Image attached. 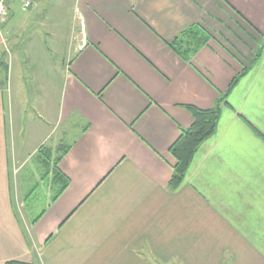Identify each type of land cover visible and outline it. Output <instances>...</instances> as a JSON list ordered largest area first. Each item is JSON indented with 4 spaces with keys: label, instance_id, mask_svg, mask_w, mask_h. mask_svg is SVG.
Masks as SVG:
<instances>
[{
    "label": "crops",
    "instance_id": "1",
    "mask_svg": "<svg viewBox=\"0 0 264 264\" xmlns=\"http://www.w3.org/2000/svg\"><path fill=\"white\" fill-rule=\"evenodd\" d=\"M12 5L0 21V264H264V0H73L58 64L22 34L60 28L48 1L14 25ZM242 71L170 189L186 105L211 108ZM50 128L23 173L22 144ZM39 167L48 199L35 212Z\"/></svg>",
    "mask_w": 264,
    "mask_h": 264
},
{
    "label": "rangeland",
    "instance_id": "2",
    "mask_svg": "<svg viewBox=\"0 0 264 264\" xmlns=\"http://www.w3.org/2000/svg\"><path fill=\"white\" fill-rule=\"evenodd\" d=\"M48 1V4H50V6L47 7V10H49L48 13V18L50 20L55 19L57 21H59V25L60 28L57 29L56 33L51 36L46 34V31L38 26V23H31L29 26H25V31L24 33H22L24 35V38H30L34 35V33L39 34L40 38L42 39L41 43L44 46V51L46 52V54L50 57L51 61L55 64H58V62H60V60L62 58L66 57L67 54V50L71 41V37L69 34V21H67V19L69 20L68 15H70V11H69V6L72 3L73 0H45V2ZM12 7H13V11L11 12L10 17L8 18V22H10V25H14V23H18L19 21H21L22 19H24V16L29 14V15H36L37 10H22L21 9V5L18 2H12ZM44 16L43 14L40 16H37V20L40 18L42 19ZM39 32V33H38ZM26 51L25 53V57L28 58V62L29 64H31V68L33 65V62L35 61L34 56L40 58L41 57V49L39 47H37L35 44L33 45H27L25 47V50H23V52ZM22 66H20L18 64V68H20ZM27 94V98L24 99L23 102V107H25L24 109V113H30L33 114L35 112H30V94L25 92ZM58 101V98L56 97V100ZM40 110V108L38 109ZM57 111V104L55 106V112ZM19 114V113H18ZM56 116V113L55 115ZM53 127V126H52ZM62 130V126L60 125H56L55 129L52 131L54 133L53 136H51V134L49 133V137H56V135L61 132ZM48 131L51 132V128L49 130H47L45 132V134H43V136H41V134H39L38 136H34L33 138H27L24 143L22 144V152L25 153V159L28 165H26L25 170H23V173H27L29 174V171H26L29 167V165H33L34 166V162L38 161L36 159V157H34L32 155V151L34 149V147H36V145L39 146L38 141L39 139H41L40 141H44L45 139V144L48 145L51 141L52 138H46ZM39 138V139H37ZM15 140V139H14ZM16 145L18 146V144L21 142L19 140V137L16 138ZM37 146V147H38ZM43 158V157H42ZM41 168L40 171H38V176L39 178L36 180H33L30 182V184L33 186V190H36V197L34 198L33 201V206L36 208V211H39L40 209H42L46 204L45 200L48 198H45L42 193L41 190L43 189L44 185H46L47 181L44 180V176H42L43 172H45L44 167H39ZM42 177V178H41ZM14 199H15V205H16V210L18 212V214H21V220L22 223H26L27 219L25 217L24 214V206L21 204V195H20V190H19V186L17 185L16 188V192L14 193ZM23 215V216H22ZM84 229L79 228V234L81 236H83L84 233L83 232ZM79 235L76 236L75 239H78ZM63 239L65 240V238H62V234L60 233V235H58L57 237H55V242L53 243H61L63 241Z\"/></svg>",
    "mask_w": 264,
    "mask_h": 264
},
{
    "label": "trees",
    "instance_id": "3",
    "mask_svg": "<svg viewBox=\"0 0 264 264\" xmlns=\"http://www.w3.org/2000/svg\"><path fill=\"white\" fill-rule=\"evenodd\" d=\"M191 30V29H190ZM181 38V37H180ZM182 40V41H181ZM183 39L179 41V47H183ZM206 42V38L203 37L196 45L191 48L192 50L200 47ZM189 48H186V50ZM258 56V55H257ZM243 74L239 73L229 84L228 89L223 94H220L215 100L214 105L211 108H198L193 105H186V109L189 111L193 118L192 125L187 129H182L179 137L169 148L170 153L175 159V164L172 167V173L169 179V188L176 189L182 183L186 171L190 165L193 155L197 151L199 145L210 137L216 129L217 121L220 114V106L225 101L227 93L236 83L239 76ZM67 182V181H66ZM68 183V182H67ZM66 183V185H67ZM4 264H33L30 262L20 260H8Z\"/></svg>",
    "mask_w": 264,
    "mask_h": 264
},
{
    "label": "built area",
    "instance_id": "4",
    "mask_svg": "<svg viewBox=\"0 0 264 264\" xmlns=\"http://www.w3.org/2000/svg\"><path fill=\"white\" fill-rule=\"evenodd\" d=\"M19 2L22 9L28 10L35 6L36 0H0V21H4L8 14V4Z\"/></svg>",
    "mask_w": 264,
    "mask_h": 264
}]
</instances>
